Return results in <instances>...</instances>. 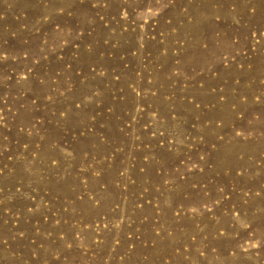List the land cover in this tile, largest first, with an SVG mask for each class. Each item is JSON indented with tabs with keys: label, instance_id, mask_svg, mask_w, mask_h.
Listing matches in <instances>:
<instances>
[{
	"label": "rangeland",
	"instance_id": "374dc122",
	"mask_svg": "<svg viewBox=\"0 0 264 264\" xmlns=\"http://www.w3.org/2000/svg\"><path fill=\"white\" fill-rule=\"evenodd\" d=\"M0 264H264V0H0Z\"/></svg>",
	"mask_w": 264,
	"mask_h": 264
}]
</instances>
